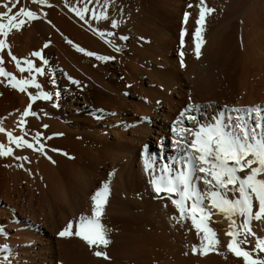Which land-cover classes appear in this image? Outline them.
Here are the masks:
<instances>
[{"label": "bare ground", "instance_id": "bare-ground-1", "mask_svg": "<svg viewBox=\"0 0 264 264\" xmlns=\"http://www.w3.org/2000/svg\"><path fill=\"white\" fill-rule=\"evenodd\" d=\"M210 1H208V3ZM213 1L214 0H212L211 3H213ZM66 2L69 7H82L85 3V0H48V3L52 5L51 7L34 4L32 0H23V4L20 0L21 4L19 3L18 7L23 6L29 8L30 10L36 11L40 18L27 23L20 31H14L8 38L11 44L13 55L20 59H32L37 67H45V75L37 76V80L42 84L43 90L53 93V99L50 101L37 100L32 103V111L35 109L36 111L39 109L40 112H42L41 109H43V111L46 110L44 119L48 117L49 119L53 120H51V122L49 119L46 120L47 123L48 121L50 123L47 128L41 126L39 124L40 122L37 123L39 120L36 119L37 121H34L32 118L33 116L31 115L26 118V130L28 135L25 138L31 141L32 136L37 131L41 132L43 134L42 143L45 144L46 153H36V151H33V153H36L35 158L42 160L39 161L41 165L40 174L43 177L41 178L40 174H35V176H33L34 172L31 173L29 175L32 179H30L32 181L30 185L33 187H38V180H42L43 183L47 184L48 187H52V184L62 186L60 184V181L62 180H59L61 176L58 177L57 173H55L54 166L52 167L53 163L52 165L49 164V157L53 149L58 150L54 152H60L65 157L74 156L75 162L80 166V175L82 173L88 177L87 179L89 180L87 181L89 182H86L89 184V186L96 182L98 179L96 178L97 176L100 178V181H103L101 177L103 178L106 174V157L109 158V155L111 154L110 152L114 153L113 148L115 145H121V150H123L124 153L123 159L126 158V163L125 166L120 167L119 171L117 172V175L114 178L115 181L113 182L115 186L113 187L120 194L123 193V190L126 189L127 186L130 187L131 190L130 193L127 194V199H125V202L120 198L121 196L119 197L120 202L118 201V197L114 199L112 211L115 212V216L111 217L107 223V228H109L110 231L108 238L111 240L112 249L116 253L117 259L118 255H120L122 259H127V257L131 255L138 259V262L141 259L145 260L143 261V264H145L146 261L154 255L153 257H157L159 259H162V257L164 259V256L166 258L169 257V260L171 258V260L177 261H175V264H243L242 258L236 257L233 253H228L226 249H223V247H221V250L219 246L222 244H219L215 250L209 251L206 255L201 254L200 251L195 253L192 251V247L194 245L199 249L200 235L202 234L197 235V231L192 226L191 221H186L188 224H185V222L182 221L177 223L175 220H171L170 217L172 216L168 217L170 218V221L167 220V215L164 216V213L168 214L169 212H166V209H163V205H161L163 204L162 200H164L163 194H161L158 199V201H161V203H155L153 196H157V194L153 191V188L149 183L150 173L145 170L144 150L147 148L143 149V147L149 146V144L154 147L156 150V155H153V152L155 151H149L147 154L151 158L155 159L157 164H159L161 160L164 162H170L171 159L175 158L178 154L173 143L174 137L171 132L172 124L176 120L179 113L183 111L184 108H186L190 103H195L201 106V112L197 114L201 120H203L205 116L211 118L217 112L223 110L225 105H227L229 108L256 106L258 104L264 105V15H261V17L259 15L260 13L257 12L258 8L262 7L264 9V0H254L249 9L245 8L246 10H249V12H246V15L243 14V17L240 18L241 23L239 22L238 24V20H236V23L241 26V29H238L240 30V33H242V46L246 53L245 56H242L239 67L234 60V50H230V46L234 41V34L236 33L235 31L237 28L235 24L229 25L230 21L225 18L224 20H227L228 24L224 23V20L222 21L220 19H218L220 20L218 21V24L223 22L224 24H227V28L230 26V30L228 31V29H226L225 35L217 41L214 39L215 37L211 38V35L209 34L218 28L214 29L212 32L211 27V29L207 28L205 33L208 32V29L211 33L208 32V34L204 35L205 38H207H204L205 41L203 40L204 42L201 44L200 49L201 55L199 58H197L202 62L199 63L195 58L196 55L193 56L195 53H192V50L194 49L192 48L191 51L189 50V53H192L190 55H192L195 59V62L197 61L199 64L194 68L193 66L197 62L194 64L191 62L192 66L189 65L190 69H188L186 72L184 70V73L182 72L183 70H179L180 66L178 68L176 61V57L179 54L178 47L181 45L180 34L181 31L186 28L184 41L187 42L189 38L194 37L192 35H194L195 29L198 27L197 24L196 26H194V24L196 23L195 20L199 16L197 13L199 11L198 8L200 5V0H108V19L100 21L92 19L91 12L86 15L85 20H81L75 15L74 12L69 10V7L65 6ZM104 4L105 0H90L88 7L99 12L103 10L102 6ZM189 4L193 5V7L189 8ZM226 7V11L229 9L232 10L231 7H233V5L227 4ZM226 11L224 13H227ZM185 12L190 13L186 25L184 23ZM45 13L46 15H44ZM219 14L222 16L221 12ZM234 14L230 15L234 16ZM226 15L227 14H225V17ZM220 16L218 15V17ZM112 21L117 22V27L113 28L111 26ZM212 21L210 19L207 23L208 26L206 22L203 23V26H211ZM216 22L217 21H215V23ZM223 23L220 24V26L217 25L216 27L219 26L220 28L221 26H224ZM213 27L215 26L213 25ZM224 27L226 28V26ZM224 27L222 28L224 29ZM205 28L203 27L204 30L201 29L202 32L205 31ZM93 29L96 31H93ZM224 30L219 31V33L221 32L219 37L222 36ZM99 31H103L106 34L113 33V35H106L104 39H101L97 34ZM213 35L215 36V33ZM237 35L240 36V34ZM122 37H126V39H122ZM238 38L241 40L240 37ZM36 40L40 41L39 44L36 43ZM69 40L72 41L71 44L68 43ZM106 40H111L112 43L108 44L105 42ZM235 40L237 43V39ZM45 44H47L48 47H44ZM188 44L192 45L191 43ZM74 45H79L85 50L94 52L97 55L114 57V59L105 61L106 66H104L100 63L103 61L97 60L95 56L89 57L84 53L77 51ZM239 45H241V43ZM116 48H119V51H116ZM188 49L186 50L188 51ZM186 50L184 49V52ZM34 51L41 52L44 60L47 61L46 65L43 64V61L40 60V58L32 57L30 55ZM0 55H3L5 68L7 71L12 72L18 78L21 77V75L24 77L28 76L27 73L21 74L18 72L15 67V63L11 61L9 56H7V50H5V52ZM188 55L189 54H185L187 58ZM102 69L105 70V74H107L106 76L109 78V80L104 79L106 76L101 74ZM120 73L126 75V80L124 81H127V85L119 84L117 82V78L121 75ZM237 77H239V80H243L242 83H244L245 86L246 83L249 82L253 88V90L250 91L251 89L249 87V93L246 92L247 89H245L244 92H246L247 95H242L240 99H236L237 86L235 79ZM122 78L124 77L122 76ZM2 79L4 78L0 77V80ZM152 84L160 86L163 85L165 86V89L164 91L159 92L157 91L158 89L156 90L152 87ZM6 85V80H4L3 83H0V117L4 115L9 117L10 114V116L12 115L14 117L13 119L11 116L13 122H15L16 120H19L21 113L27 108V105L31 101L27 93H21ZM126 89H129V94H127L128 97L125 95ZM241 89L242 88H240L238 91ZM28 92L35 94L36 89L29 88ZM56 93H59V95H55ZM239 94L240 93H238V95ZM144 95H150L152 101L143 103V101L140 99L143 98ZM157 99H161V103L157 102L159 104H156L155 100ZM94 111L100 112L94 113ZM41 120H43V116L41 117ZM108 121H111V126L107 127L106 130L99 129V126H104L102 125L104 122L109 125L110 123ZM116 126H119V128H116ZM18 130L19 131L15 133L17 135H21L20 129ZM107 135H111L112 138L110 136L107 137ZM14 150L16 151V149ZM117 153H119V150ZM119 154L121 155V151ZM57 158V162L59 163L62 170H65V168L67 169V166L72 169L73 165H71V163L68 164L69 162L62 158L61 155ZM55 160L56 159H54V163ZM118 161L119 160L117 159V162ZM117 162L112 163L111 166L115 165ZM99 165L103 166V171L98 170L100 168L98 167ZM14 170L13 172L16 171ZM71 171H73V169ZM71 171L70 179H77L75 178L77 175V173H75L76 170L75 172ZM83 178L81 180H83ZM104 178L107 177L105 176ZM22 179L26 181L25 177ZM22 181L20 180V182ZM27 182L29 183V179ZM82 182L84 183V181ZM43 183L41 182L42 186ZM72 184L74 185V189L79 191L80 194L81 192L78 189L79 186L77 180H75V182ZM87 186L85 188H88ZM6 187L5 189H7ZM82 188L80 187V189ZM74 189L72 188L71 190L74 191ZM8 190H3V192H0L2 193L1 196L4 195L5 197V193ZM12 191L13 190H11V192ZM43 191L44 190H42V192ZM13 192L15 193V191ZM8 193L12 194L9 191L7 194ZM137 194L139 197H141L140 200L138 199L139 197L137 198ZM7 197L8 198H5V201L3 202H10L13 198L12 197L10 199L9 196ZM153 200L154 202H152ZM84 201L82 200V203H78L76 208H73V205L71 206V204L66 201L68 203L67 205H69L70 215L76 214V211H82L85 209L87 205L84 204L86 203ZM143 204H145L144 209L142 208ZM168 204L171 206L170 201ZM159 205L162 206V209ZM171 208L172 207H170V209ZM13 209L16 211V208ZM173 209L175 208H172V210ZM155 211H158V214H156L157 217L154 215L156 218L154 222L158 221L160 224H154V217L153 219L150 218L152 217L150 214L154 213ZM174 211H176V209ZM10 212L11 210L9 213ZM16 212L19 213V211ZM1 214L5 215L6 213L1 212ZM12 214L13 222L16 223L19 221L21 216H23L18 214L14 216V211H12ZM71 217L72 220L76 218L70 216V218ZM212 217V219L215 220V223L218 222V227H220L221 231H223L222 233H224L223 239L226 243L225 248H227V243L230 239L226 235L229 221L222 214L215 212V210L213 211ZM23 219L25 220V216H23ZM241 220L242 218H240V221ZM260 222L253 220L251 224V228L257 236L259 232L262 231L260 230L261 228H259ZM165 223H167V225ZM220 223L222 225H220ZM146 225H151L155 232L157 229L161 230L160 235L157 236L154 233V230L152 231V228L150 232L146 231L149 230V227L148 229L146 228V230H144ZM3 229H7L6 226ZM59 229L61 228H58L55 233L59 231ZM212 229L215 231L214 227ZM43 232L40 230L36 231V228H34L32 232L28 231L24 234H21L20 244H23L25 248L21 249L20 251L22 253L24 251L25 254L26 250H29V248L26 247L30 246V249H33V257L31 255H27L28 257L26 259L35 264H45L47 258L44 256V253L52 252L53 248L57 247L58 251L54 252L60 254V264H72L67 255L69 256L70 250L75 251V249H69L71 245L68 244L69 247L67 251V247L64 245H67L68 242H66L64 245L62 244L64 242L63 240L67 241L68 239H61L62 242L58 239H48L47 235H45L46 233ZM249 239L255 242L254 238L249 237ZM77 240L75 242H77ZM70 242L72 244L74 241L70 239ZM79 242L81 243V241ZM56 244L57 246H55ZM74 245H76V243ZM150 245L154 250H147V246ZM248 245L243 246H247V248L254 247H251V244L250 246ZM154 246L157 248H154ZM2 247L3 246L0 245V254ZM79 247L80 246H76L74 248H76L78 251ZM83 247L91 250L90 247ZM157 249L159 250L156 251ZM81 250L80 252L75 253H79L80 256ZM223 250H225V252ZM83 251L86 252L84 249ZM87 253L85 255L89 256ZM89 254H91V252ZM160 254H162V256ZM51 255L49 256L52 257ZM263 255L264 254H261V256ZM4 256L5 255H3V257ZM3 257L0 256V258ZM25 257L23 256L22 258L24 262ZM73 257L70 259L72 260ZM85 257L82 260L84 261V264H94L88 259V257L87 260ZM77 258L76 260H78ZM166 258L165 261H161H164L163 264H170L169 260ZM80 259L82 258L80 257ZM91 259L94 260L93 257H91ZM151 259L149 261H151ZM48 261H50L48 262L49 264H54L50 259H48ZM82 261L78 262L81 263ZM78 262L75 263L79 264ZM132 262L134 263L135 261L133 260ZM151 262L148 263L151 264ZM158 262L156 264H158Z\"/></svg>", "mask_w": 264, "mask_h": 264}, {"label": "snow or ice", "instance_id": "snow-or-ice-1", "mask_svg": "<svg viewBox=\"0 0 264 264\" xmlns=\"http://www.w3.org/2000/svg\"><path fill=\"white\" fill-rule=\"evenodd\" d=\"M32 2L47 7L52 6L48 0H32ZM89 2L90 0H85L82 7H69L67 2L65 6L81 20H85L89 12L96 21L108 19V0H105L103 10L99 12L90 9ZM19 3L20 0L0 2V9H3L0 10V54L7 50V56L15 63L18 72L27 73L28 76L21 75L18 78L7 71L3 55H0V77L4 78L0 83L6 80V86L27 93L31 102L17 121L21 135H14L13 131L6 130L3 127V120H0V133H4L7 137V145L0 142V157L11 156L16 160L25 161L28 157L15 156L11 145H15L16 149L27 148L46 154L41 132L37 131L31 141L25 138L28 135L26 118L30 115L38 117V113L32 111V103L37 100L50 101L53 99V93L43 90L42 84L37 80V76L45 75V67H37L32 59H20L12 53L9 36L14 31H20L27 23L40 18L36 11L23 6L18 7ZM191 7L193 5L189 4V8ZM213 11L214 9L206 6L205 0H200L199 18L196 20L198 27L194 33L197 58L201 55L200 47L203 43L201 29L206 14H211ZM189 15L188 12L184 13L185 25ZM111 26L117 27V22L112 21ZM97 34L101 39L106 35H113L103 31ZM185 35L186 28L180 34L182 47L185 43ZM105 42L112 43L111 40ZM68 43L71 44L72 41L69 40ZM44 47L48 45L45 44ZM74 47L89 57L95 56L97 60L114 59L110 56L97 55L79 45ZM115 50L119 51V48ZM30 55L40 58L44 65L47 64L40 51H34ZM180 57L183 67V51ZM29 88L36 89V93L28 92ZM200 112V105L190 103L173 122L171 132L178 155L170 162L161 160L157 164V161L145 151V170L150 173L149 183L158 197L163 194L175 206L179 215L171 219L177 223L190 219L197 235L202 234L199 249L195 245L192 247L194 253L200 251L201 254L206 255L209 251L215 250L219 244L217 233L208 223L215 210L229 221L226 232L230 238L227 243L228 251L242 258L243 264H264V256H261L264 254V237L257 236L251 228L253 220L264 221V105L232 108L225 105L223 110L211 118L205 116L203 120L197 115ZM43 127L47 128L48 125ZM53 151L58 150L53 149ZM17 166L23 167V164ZM111 175L114 173H110ZM110 194V181H106L91 196V215L81 214L78 219L69 220L58 233L59 236L78 237L89 247L96 249L95 256L109 259L107 252L101 250L106 249L111 243L101 218ZM237 217L242 218L240 223H237ZM249 237L255 240L253 248L243 246L252 243Z\"/></svg>", "mask_w": 264, "mask_h": 264}, {"label": "rangeland", "instance_id": "rangeland-1", "mask_svg": "<svg viewBox=\"0 0 264 264\" xmlns=\"http://www.w3.org/2000/svg\"><path fill=\"white\" fill-rule=\"evenodd\" d=\"M26 1V0H25ZM208 1H210V0H206V6L207 7H209L210 8V6H211V8L212 9H214V11L211 13V14H206V17H205V20H204V23L206 22V24L209 22V20L211 19V21L213 20V19H215V20H213L212 21V25L211 26H209V27H206V26H203L204 28H205V31L204 32H202V30H201V38H202V36H203V39L202 40H204V38H205V34H208V32H210L209 31V29L207 30L208 32L207 33H205L206 32V29L207 28H210L211 29V32L214 30V29H216V28H218L217 30H215V31H213L212 33L214 34L215 33V36L211 33V34H209V35H211L210 37L211 38H214L215 40H220V38H222L224 35H225V33H226V29H228V31L230 30V26H229V28H227V20L228 21H230V23H229V25H232V24H235L236 25V33L234 34V41H233V43L231 44V46H230V50L232 51V50H234V53L235 54H233V55H235L234 56V60L236 61V63H237V66L239 67L240 66V62H241V60H242V56L244 55H246V53H245V51L243 50V46H242V33H240V30L238 29V28H240L241 29V26L240 25H238L239 24V22L241 21V17H243V14H245L246 15V12H249V10H246V9H249V7H250V5L254 2V0H214L213 1V3H211L212 2V0L208 3ZM247 1V2H246ZM0 2H3V0H0ZM216 2V3H215ZM234 2V3H233ZM251 2V3H250ZM21 3H23V0H21ZM20 3V4H21ZM187 3H188V1H187ZM211 3V4H210ZM245 3V4H244ZM24 4V3H23ZM210 4V5H209ZM227 4H230V5H233V7H231V9L232 10H228V11H226L227 9V7H226V5ZM248 4H249V6H248ZM188 5V4H187ZM214 6V7H213ZM240 7V8H239ZM248 7V8H247ZM197 8V7H196ZM243 8V9H242ZM246 8V9H245ZM258 8V7H257ZM262 8V7H261ZM258 8V10H257V12L258 13H260L259 15L261 16V15H264V9L262 8ZM242 9V10H241ZM3 10V9H2ZM198 10H199V8H198ZM223 11V12H222ZM227 12V13H224V12ZM237 11V12H236ZM217 12H218V15L220 16V12L222 13V16H220V17H218V15H217ZM228 12H230V13H228ZM215 13V14H214ZM234 13H236V14H234ZM197 14H199V11H198V13ZM225 14H227L226 15V17H225ZM229 14V15H228ZM233 15L234 14V16H231V15ZM241 16H240V15ZM224 16V17H223ZM208 17V18H207ZM211 17V18H210ZM223 17V18H222ZM228 17H231V18H228ZM262 17V16H261ZM198 18H199V16H198ZM197 18V19H198ZM222 18V19H221ZM227 19V20H224V19ZM196 19V18H195ZM194 19V20H195ZM196 19V20H197ZM207 19V20H206ZM218 19H220V20H224L223 22L224 23H227V24H224L223 22V25L224 26H226V28L224 27V26H221L220 28H219V26H220V24H222V23H220V24H218L219 22L218 21H220V20H218ZM232 19V20H231ZM196 20H195V22H196ZM236 20H238L237 21V23H236ZM215 21H217L216 23H215ZM226 21V22H225ZM241 23V22H240ZM211 24V23H210ZM216 24V25H215ZM204 25V24H203ZM213 25L215 26V27H213ZM217 25H219L218 27H216ZM194 26H196V23L194 24ZM207 26H208V24H207ZM203 27H202V29H203ZM222 27H224V29L222 28ZM204 30V29H203ZM222 30H224L223 31V34H222V36L221 37H219L220 35H221V32L219 33V31H222ZM216 32H218L219 33V35H218V33H216ZM241 32H242V30H241ZM218 36H217V35ZM237 34H240V36L239 35H237ZM212 35H213V37H212ZM192 36H194V35H192ZM191 36V37H192ZM217 36V37H216ZM236 37V38H235ZM238 37H240L241 38V40L238 38ZM207 38V37H206ZM205 38V39H206ZM217 38V39H216ZM235 39H237V43H238V45H237V43H236V40ZM238 39H239V42H238ZM189 40H190V42H189ZM189 40L187 41L188 43H191L192 45H190V44H188L187 42H185L184 44V46L182 47L181 45L178 47V51H179V54H178V56L176 57V61H177V64H178V68H179V66H180V68H179V70L180 71H182L183 73H184V70H185V72L188 70V69H190L189 67V65H191L192 66V63L194 64V63H196L197 61L200 63V62H202L201 60L199 61V59H197V57L195 56V54L193 55V56H195V58H196V62H195V59L193 58V56L192 55H190V54H192V53H195V39H194V37L193 38H189ZM205 41V40H204ZM203 41V42H204ZM241 41V42H240ZM39 40L37 41L36 40V43L37 44H39ZM241 43V45H239ZM190 47H188L187 45ZM203 44V43H202ZM192 46V47H191ZM235 46V47H234ZM240 46H242V47H240ZM189 48V49H188ZM192 48H194L193 50H192V53H189L190 51H191V49ZM203 48V47H202ZM240 48V49H239ZM242 48V49H241ZM184 49L186 50V49H188V51H187V53H186V51L184 52ZM200 49H201V47H200ZM240 51H239V50ZM190 50V51H189ZM230 50H229V52H230ZM181 51H183V53H184V57H183V62H184V66L186 67H181V57H180V53H181ZM194 51V52H193ZM243 51H244V53H243ZM239 52H240V54H239ZM243 53V54H242ZM185 54H189L188 55V58H187V56H185ZM238 54V55H237ZM242 54V55H241ZM238 57H237V56ZM191 57V58H190ZM237 60H236V59ZM186 59H188V60H186ZM194 59V60H193ZM187 61V62H186ZM188 61H189V64H188ZM103 62H105V61H103ZM103 62H100L102 65H104V66H106V62L105 63H103ZM186 62V63H185ZM192 62V63H191ZM196 63V64H194V68L199 64V63ZM180 64V65H179ZM188 65V66H187ZM102 73V75L103 76H106L107 74H105V70L104 69H102V71H101ZM121 74V75H120ZM119 75L121 76H119L118 78H117V82L119 83V84H126V82L127 81H124V80H126V75L125 74H123V73H120ZM122 76L124 77V78H122ZM120 78V79H119ZM105 80L107 79V80H109V78L106 76L105 78H104ZM236 81V86H237V88H236V99H240L241 98V96L242 95H247V93L246 92H248V89H249V87H250V91H252L253 90V88H252V85L249 83V82H247L246 83V86H245V84L244 83H242L243 82V80H239V77H237L236 79H235ZM125 82V83H124ZM127 85V84H126ZM156 86H157V88H156ZM152 87L153 88H155L157 91H159V92H162V91H164V89H165V86H163V85H155V84H152ZM162 87V88H161ZM125 88H128V87H125ZM160 88H161V90H160ZM240 88H242L240 91H238ZM245 89H247L246 90V92H244L245 91ZM128 90L129 89H126V93H125V95H126V97H128L127 96V94H129V92H128ZM243 90V91H242ZM128 92V93H127ZM242 92H244V93H242ZM168 93H170V92H168ZM238 93H240L239 95H238ZM249 93V92H248ZM154 95V94H153ZM153 95H151V96H153ZM239 97H238V96ZM156 96V95H155ZM140 100H142L143 101V103H148V102H150V101H152V99H151V97H150V95L149 96H147V95H144V97L143 98H141ZM149 100V101H148ZM157 102H159V103H161V99H157V100H155V103L156 104H159V103H157ZM237 102V101H236ZM258 105H260V104H258ZM49 106H51V105H49ZM52 107V106H51ZM38 111H36V109L34 110L35 112H39V115H42L43 116V120H41V117L42 116H39L38 115V117L37 116H33L32 118H33V120L35 121L36 119L37 120H39V121H37V123H39L41 126H43L42 124H44V125H49L50 123H49V121H48V123H47V121L46 120H48L49 118L47 117L46 119H44L45 117V113H46V110L45 111H43V109H41V111L42 112H40L39 111V109H37ZM96 111V110H95ZM94 111V113H99L100 111H97V112H95ZM12 116V115H11ZM11 116H10V114H9V117L8 116H6V115H4V116H2V117H0V120H3V127L6 129V130H9V131H13V133H15V132H18L19 130V127L17 126V120L15 121V122H13V119H14V117L12 116V118H11ZM92 116V115H91ZM4 117H6V118H4ZM5 119V120H4ZM50 120V122H51V120L52 119H49ZM42 121V122H41ZM53 121V120H52ZM110 124L108 125L107 123H102V125H104V126H99V129H104V130H106L107 129V127H109V126H111V121H108ZM12 123H14V124H12ZM108 125V126H107ZM11 126H12V128H11ZM106 126V127H105ZM98 127V126H97ZM116 128H119V126H116ZM11 129V130H10ZM15 135H17L16 133H15ZM105 135V134H104ZM106 136V135H105ZM108 136H110L111 138H112V136L111 135H107V137ZM109 137V138H110ZM0 142H2V139H3V142L2 143H4V144H6L7 145V137H6V135H4V133H0ZM112 142V141H111ZM11 147H13V149H16L15 148V145H11ZM117 147V148H116ZM120 149H119V148ZM121 148H122V146L121 145H115V147L113 148V151H114V153L113 152H110L111 154H112V156H111V154L109 155V158L108 157H106V171H105V176L107 177V178H102L101 177V179H103V181L101 180L100 181V178L97 176L96 178H98L97 180L99 181H97L96 180V182L94 183V184H91L90 186H89V184L87 183V182H89V181H87V180H89V179H87L88 177L87 176H85L84 174H82L81 173V175H80V166H79V164L78 163H76L75 162V160H74V156H67V157H65L64 155H62L60 152H54V151H52V155L50 154V158H52V159H50V162H49V160H48V162H49V164L50 165H52V163H53V165H52V167L54 166V171H55V173H57V176L58 177H60L61 176V178H59V180H62V181H60V184L62 185V186H58V185H56V184H52L53 186L51 187H48L47 186V184H45V183H43V181L42 180H38V183H37V185H38V187H33V186H31L30 184L32 183V179L30 178V174L31 173H33L34 175L33 176H35V174H40L41 173V169H40V167H41V165H40V161H42L41 159H37V158H35V154L37 153H33V150H30V149H28L27 150V148H24V149H16V151L14 150V155L15 156H26V157H28V160H25V161H21V160H16V159H14L13 157H11V156H9V157H0V192H3V190L4 191H6V190H8V188H9V192L10 193H12V194H7V192L5 193L7 196H9V198L11 199L12 197V200L11 201H14V202H3V201H5V198H8L6 195H5V197H4V195H2L1 196V194L2 193H0V235H1V237H0V245L1 246H3L2 247V250H1V254H0V256L1 257H3V255H5L3 258H0V264L2 263V264H35V263H33V262H30L29 260H27L26 258L28 257L27 255H31L32 256V250L33 249H30V246L29 247H26V248H29V250L27 249L26 250V253L24 254V251H23V253L20 251L21 249H23V248H25V246H23V244L21 245L20 243H21V234H24V233H26V232H28V231H33V229L34 228H36V231L37 230H40V231H44L46 234L45 235H47V237H48V239H58L59 241H61V239L63 240V239H68L67 241L66 240H63L64 242L62 243L63 245L64 244H66V242H68L67 243V245H64L65 247H67L66 248V250L68 251V247H69V245H71L70 246V248L69 249H75V251H72V250H70L69 251V256L67 255V257L69 258V260L71 261V263L72 264H76L78 261H82L83 259H84V257H85V259L87 260V257H88V259L90 260V261H92L94 264H143V261H145V260H139V262H141V263H139L138 262V259H136L135 257H133V256H131V255H129L128 257H127V259H122L121 257H120V255H118V259H117V256H116V253L113 251V249H112V245H111V243L108 245V247L106 248V250L105 249H101V250H103V251H106L108 254V257H109V259H104L103 257H97V256H95L94 255V251L96 250L94 247H90L91 248V250L89 249H86V248H84L83 246H85V247H87V248H89V246L86 244V242H84L83 240H81L80 238H78V237H75V236H71L70 238L68 237H60L59 236V232L66 226V224L67 223H65V222H68L69 220H72V217L70 218V216H73V217H76V218H74V219H78V216H80L81 214H83L84 212V215L86 214L87 215V213H88V215L90 216L91 215V205H92V202H91V196L94 194V192L98 189V188H100L101 186H102V184L104 183V182H106V181H110V189L112 188V189H114V190H112L111 189V194H110V196L108 197V201H107V204H106V206H105V210H104V214H103V216H102V223L104 224V226H105V228L106 229H108L107 230V234H109L110 233V231H109V228H107V223H108V220L111 218V217H113V216H115V212H113L112 211V206H113V202H114V199H116L117 197L119 198L120 196V198L125 202L126 200L125 199H127V194H129L130 193V187H126V189H124L123 190V193H119L118 191H116L115 190V188L113 187V186H115L114 184H113V182L115 181L114 180V178L116 177V175H117V172L119 171V169H120V167H124L125 166V163H126V158L125 159H123V155H124V153H123V150H121ZM144 148H147L146 150H144V152L145 151H147V152H149V151H155V152H153V155H156V150L154 149V147H152V145L151 144H149V146H145V147H143V149ZM156 148V147H155ZM119 150V153H120V151H121V155L119 154V153H117L118 152V150ZM117 150V151H116ZM26 152V153H25ZM28 152V153H27ZM31 153V154H30ZM56 153V154H55ZM61 155V157L62 158H64V159H66L67 160V162H69L68 164H70L71 163V165H73L72 166V169H73V171L75 172V170H76V172L75 173H77V175L75 176V178H77V179H74V178H71L70 179V171L72 170L71 168H69V166H67V169L65 168V170H62L61 169V167H60V165H59V163L57 162L58 161V156H60ZM112 157V158H111ZM121 157V158H120ZM31 158V159H30ZM14 159V160H13ZM54 159H56L55 160V163H54ZM112 159V160H111ZM117 159L119 160L118 162H117ZM40 160V161H39ZM116 160V161H115ZM76 163H74V162ZM114 162H117L115 165H113V166H111V164L112 163H114ZM8 163V164H7ZM19 164H23V167H18L17 165H19ZM75 165V166H74ZM110 165V166H109ZM118 165V166H117ZM60 167V168H59ZM66 167V166H65ZM75 169H74V168ZM77 167V168H76ZM98 167H100L98 170L99 171H103L104 169H103V166H101V165H99ZM107 167H108V169H107ZM111 167V168H110ZM118 167V168H117ZM19 168V169H18ZM25 168V169H24ZM27 168V169H26ZM30 168V169H29ZM115 168V169H114ZM116 168H117V170H116ZM16 171H15V170ZM23 169V170H22ZM70 169V170H69ZM79 170V172H78V170ZM13 170L15 171V172H13ZM110 170V171H109ZM116 170V171H115ZM68 171V172H67ZM73 171H71V172H73ZM25 172V173H24ZM16 173H17V175H16ZM110 173H114V175H111L110 176ZM13 174V175H12ZM5 175H7V176H5ZM16 175V176H15ZM24 175H26V176H24ZM67 175V176H66ZM82 175H83V177H82ZM98 175V174H97ZM4 177V178H3ZM6 177V178H5ZM13 177V178H12ZM19 177V178H18ZM23 177H25L26 179V181H24V179H22ZM40 177L42 178L43 176H41V174H40ZM80 177H82L83 178V180H81L82 178H80ZM10 178V179H9ZM12 178V179H11ZM14 178H16V179H14ZM29 179V183L27 182L28 181V179ZM80 178V179H79ZM112 178V179H111ZM5 179V180H4ZM31 179V180H30ZM20 180L22 181V182H20ZM75 180H77V182H78V186H79V190H80V194H79V191H77V190H75L74 189V185L72 184V183H74L75 182ZM81 180V181H80ZM106 180V181H105ZM16 181V182H15ZM31 181V182H30ZM69 181V182H68ZM72 181H74V182H72ZM82 181H84V183L82 182ZM87 181V182H86ZM14 184V182H15V184L13 185L12 183ZM41 182L43 183V186H42V184H41ZM88 184V186H87V184ZM98 182V183H97ZM3 183V184H2ZM20 183V184H19ZM27 183V184H26ZM69 184V185H68ZM84 184V185H83ZM101 184V185H100ZM113 184V185H112ZM202 184V183H201ZM6 185H7V187H6ZM9 185V186H8ZM12 185V186H11ZM28 185V186H27ZM31 186V188H30V186ZM55 185V186H54ZM66 187H65V186ZM71 185V186H70ZM2 186V187H1ZM23 186V187H22ZM47 186V187H46ZM88 187V188H85V187ZM4 187V188H3ZM5 187L7 188V189H5ZM17 187V188H16ZM60 189H59V188ZM80 187L82 188V189H80ZM2 188V189H1ZM30 190H29V189ZM45 188H46V190H45ZM74 189V191L73 190H71V189ZM84 188H85V190H84ZM203 188V184L201 185V189ZM15 189V190H14ZM48 189V190H47ZM54 189V190H53ZM63 189V190H62ZM11 190H13V191H15V193L12 191L11 192ZM41 190V191H40ZM42 190H44L43 192H42ZM86 190H88V191H86ZM203 190V189H202ZM37 191V192H36ZM48 191V192H47ZM21 192V193H20ZM36 192V193H35ZM40 192V193H39ZM52 192V193H51ZM72 192V193H71ZM89 194H88V193ZM71 193V194H70ZM84 193V194H83ZM86 193V194H85ZM119 194V195H117V194ZM40 194V195H39ZM39 195V196H38ZM55 195V196H54ZM65 195H67V196H65ZM86 195H87V198H86ZM91 195V196H90ZM59 196H60V198H59ZM128 196H130V195H128ZM137 196V198L139 197L138 196V194L136 195ZM32 197V198H31ZM44 197H45V199H44ZM4 200H3V199ZM69 198V199H68ZM77 198H78V200H77ZM85 198V199H84ZM120 198L118 199V201L120 202ZM72 199V200H71ZM131 199V198H130ZM136 199V198H135ZM139 200L141 199V197H139L138 198ZM153 199L155 200V203H161V201H158V199H159V197H157L156 195L155 196H153ZM163 199L164 200H162V203L163 204H161V205H163V207L162 206H160V208L162 207L163 209H166L165 211L166 212H169L168 214L166 213H164V216L165 215H167L166 216V218H167V220H169L171 217L170 216H177L178 215V212H177V210L176 211H174L175 209H173L172 210V208H175V206L171 203V200H169V199H167V197H163ZM8 200V199H7ZM30 200V201H29ZM84 201V202H86V203H84L85 205H87V209L85 208V209H83L82 211H76L75 213L77 214H71L70 215V212H69V205H67L68 203H70L71 204V206L73 207V208H76V206L78 205V203H82L81 201ZM88 202H87V201ZM154 200L152 201V202H154ZM165 200H166V202H165ZM9 201V200H8ZM44 201V202H43ZM68 203H67V202ZM79 201V202H78ZM157 201V202H156ZM168 201V202H167ZM169 201H170V205L171 206H169ZM16 202V203H15ZM66 202V203H65ZM76 202V203H75ZM9 204V205H7V204ZM12 203H13V205H12ZM61 203H63V204H61ZM127 203V202H126ZM28 204V205H27ZM48 204V205H47ZM168 204V206L167 207H165L164 205H167ZM10 205H11V208H10ZM44 205V206H43ZM15 206V207H14ZM34 206V207H33ZM90 206V207H89ZM174 206V207H173ZM29 207V208H28ZM31 207V208H30ZM37 209H36V208ZM46 207V208H45ZM64 207V208H63ZM90 209H89V208ZM170 207H172L171 209H170ZM13 208H16V211H19V213L18 212H16L15 211V209H13ZM34 208V209H33ZM63 208V209H62ZM142 208L144 209L145 208V204H143L142 205ZM161 208V209H162ZM5 209V210H4ZM28 209V210H27ZM168 209V210H167ZM11 210V212L9 213V211ZM90 210V211H89ZM12 211H14V216H16V214H18V215H23V216H25V220L23 219V216H21V218L19 219V221L16 223V222H13V214H12ZM88 211V212H87ZM173 211V212H172ZM1 212H5L6 214L5 215H2L1 214ZM30 212H31V214H30ZM87 212V213H86ZM177 212V213H176ZM34 213H35V216H34ZM80 213V214H79ZM12 214V215H11ZM40 214V215H39ZM156 214H158V211H155L154 213H152V214H150V216H152V217H150L151 219H153V217H154V219H153V222H154V220L156 219L155 218V216H156ZM31 215H32V217H31ZM69 215V216H68ZM155 215V216H154ZM20 216H18V217H20ZM39 216V217H38ZM31 217V218H30ZM69 217V218H68ZM157 217V216H156ZM168 217H170V218H168ZM32 218H33V221H32ZM159 218V217H158ZM158 218H157V220H158ZM213 217H212V215H211V218H210V221L208 222L209 223V226L211 227V228H215V232L217 233V238H218V240L220 239V242H219V244L221 245V246H219L220 248L221 247H223V249H226V251L229 253V251H228V249L227 248H225L226 247V243H225V240L223 239V234L224 233H222L223 231H221V228L220 227H218L219 225L217 224L218 222H216L215 223V220L214 219H212ZM43 219V220H42ZM66 219H67V221H66ZM73 219V220H74ZM237 219V218H236ZM23 220V221H22ZM31 220V221H30ZM160 220V219H159ZM171 220H173V219H171ZM170 221V220H169ZM187 222L188 221H191L190 219L189 220H186ZM186 221H182V222H185V224H188V223H186ZM40 222V223H39ZM211 222V223H210ZM237 222L238 223H240L241 221H240V218L238 217V220H237ZM260 222V221H259ZM262 222V223H261ZM259 224H260V226H259V228H261L260 230H262L261 232H259V234H258V236L259 237H264V222L263 221H261ZM47 223V224H46ZM157 224L158 223V221L156 222H154V224ZM4 224V225H3ZM42 224V225H41ZM158 224H160V223H158ZM166 225H167V223H165ZM252 224V223H251ZM2 225V226H1ZM44 225V226H43ZM46 225V226H45ZM165 225V226H166ZM220 225H222L221 223H220ZM6 226V228L7 229H3L4 227ZM54 226V227H53ZM225 226V225H224ZM252 226V225H251ZM50 227V228H49ZM148 227H149V230H146V228L148 229ZM29 228V229H28ZM58 228H61V229H59V231H57L56 233H55V231L57 230ZM151 228H152V226L151 225H146V227L144 228V230H146V231H148V232H150L151 231ZM219 229V230H218ZM223 229V228H222ZM154 229L152 228V231H153ZM221 231V232H220ZM43 232V233H44ZM154 233L158 236V235H160V233H161V230H159V229H157V231L155 232V230H154ZM158 233V234H157ZM30 235V234H29ZM55 235V236H54ZM15 236H16V238H15ZM18 236V237H17ZM109 236V235H108ZM218 236H221V237H218ZM20 237V238H19ZM70 239H72L74 242L77 240V239H79V240H77V242H75L76 243V245H74L73 243L71 244V242H70ZM223 239V240H222ZM16 240H18V241H16ZM4 241V242H3ZM79 241H81V243L79 242ZM62 242V241H61ZM70 242V243H69ZM10 243V244H9ZM79 243H80V245H79ZM225 243V244H224ZM6 244V245H5ZM69 244V245H68ZM78 244V245H77ZM84 244V245H83ZM218 244V245H219ZM255 245V242H253L252 241V243H251V247L252 246H254ZM225 245V246H224ZM248 245V244H247ZM55 246H57V244L55 245ZM76 246H80L79 247V249L81 250V253H80V256H79V253H77L78 254V258H77V254L75 253V252H80V250L78 249V251H77V249L76 248H74V247H76ZM151 246V245H150ZM147 246V250L148 251H151L152 249H153V247L151 246ZM248 246H250V244L248 245ZM78 248V247H77ZM154 248H157V247H155L154 246ZM246 248H247V246H246ZM249 248V247H248ZM253 248V247H252ZM83 249L84 250H86V252L85 251H83ZM93 249V250H92ZM149 249H151V250H149ZM162 249V248H161ZM87 250H88V253H87ZM154 250V249H153ZM159 249H157L156 251H158ZM221 250H222V248H221ZM54 251H58V248L57 247H54L53 248V251L52 252H49V253H44V256H46V258H47V261L45 262V264H49L48 262H50V261H48V259H50L51 261H53V263L54 264H60L61 263V261L59 262V260H61V256H60V254L59 253H56V252H54ZM82 251H83V253H82ZM224 252H225V250H223ZM28 252H31V253H28ZM54 252V253H53ZM91 252V254H89ZM88 254L89 256H87V255H85V254ZM93 253V254H92ZM110 253V254H109ZM231 253V252H230ZM52 254V255H51ZM68 254V253H67ZM73 254V255H72ZM81 254H82V256H81ZM115 254V255H114ZM49 255H51L52 257H50ZM76 255V256H75ZM83 255H84V257H83ZM113 255V256H112ZM152 255H153V253H152ZM161 256H162V254H160ZM23 256L25 257L24 258V260H25V262L22 260V258H23ZM74 256V257H73ZM115 256V257H114ZM151 256V255H150ZM154 256V255H153ZM153 256H151L152 257V259H151V257L146 261V263L145 264H147L148 262H151V264H156L157 262H158V259L159 258H157V257H153ZM164 256V255H163ZM264 256V255H263ZM33 257V256H32ZM59 257H60V259H59ZM73 257V259L71 260L70 258H72ZM80 257L82 258V259H80ZM91 257H93V259L94 260H92L91 259ZM75 258V259H74ZM76 258L78 259V260H76ZM155 258H157V259H155ZM165 256H164V259H163V257H162V259H159V262H158V264L160 263V262H162L161 260H164L165 261ZM169 258V257H168ZM168 258H166V259H168ZM3 259V260H2ZM56 259V260H55ZM98 261H97V260ZM129 259V260H128ZM132 259V260H131ZM136 259V260H135ZM151 259V261H149ZM155 259V260H154ZM2 260V261H1ZM28 262H27V261ZM115 262H114V261ZM135 261L134 263L132 262V261ZM157 260V261H156ZM169 260V259H168ZM167 260V261H168ZM170 260H171V258H170ZM169 260V262H170V264H175V261H173V260H171L170 261ZM6 263H5V262ZM9 261V262H8ZM76 263H75V262ZM97 261V262H96ZM103 261V262H102ZM131 261V262H130ZM136 261H137V263H136ZM154 261V262H153ZM156 261V262H155ZM163 261V262H164ZM166 261V262H167ZM74 262V263H73ZM112 262V263H111ZM163 262L161 263V264H163ZM169 262H167V263H169ZM177 262V261H176ZM79 264H84V261H82L81 263L80 262H78ZM38 264V263H37ZM148 264H150V263H148ZM165 264V263H164Z\"/></svg>", "mask_w": 264, "mask_h": 264}]
</instances>
